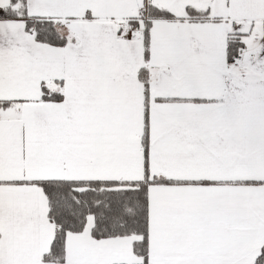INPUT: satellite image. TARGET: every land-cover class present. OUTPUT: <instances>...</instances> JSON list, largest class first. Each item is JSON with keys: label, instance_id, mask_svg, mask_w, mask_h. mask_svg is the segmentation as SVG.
Masks as SVG:
<instances>
[{"label": "snow or ice", "instance_id": "obj_1", "mask_svg": "<svg viewBox=\"0 0 264 264\" xmlns=\"http://www.w3.org/2000/svg\"><path fill=\"white\" fill-rule=\"evenodd\" d=\"M0 264H264V0H0Z\"/></svg>", "mask_w": 264, "mask_h": 264}]
</instances>
